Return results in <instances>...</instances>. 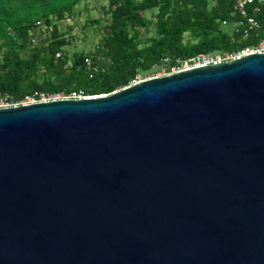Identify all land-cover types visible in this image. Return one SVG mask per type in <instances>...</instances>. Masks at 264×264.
Masks as SVG:
<instances>
[{
    "label": "water",
    "instance_id": "water-1",
    "mask_svg": "<svg viewBox=\"0 0 264 264\" xmlns=\"http://www.w3.org/2000/svg\"><path fill=\"white\" fill-rule=\"evenodd\" d=\"M0 264H264V52L0 108Z\"/></svg>",
    "mask_w": 264,
    "mask_h": 264
},
{
    "label": "trees",
    "instance_id": "trees-1",
    "mask_svg": "<svg viewBox=\"0 0 264 264\" xmlns=\"http://www.w3.org/2000/svg\"><path fill=\"white\" fill-rule=\"evenodd\" d=\"M82 1L0 0V90L16 99L36 91L110 94L164 57L173 64L178 57L232 53L264 39V3L248 6V14L261 28L245 37L241 28H234L240 18L235 0H108L110 20L99 45L93 52L75 54L69 66L64 49L71 42L59 31L57 21L71 15ZM41 26L50 32L35 43ZM151 30L155 35L144 40L142 32ZM187 33L189 40H185Z\"/></svg>",
    "mask_w": 264,
    "mask_h": 264
},
{
    "label": "built area",
    "instance_id": "built-area-1",
    "mask_svg": "<svg viewBox=\"0 0 264 264\" xmlns=\"http://www.w3.org/2000/svg\"><path fill=\"white\" fill-rule=\"evenodd\" d=\"M257 3L258 6H261L264 3V0H235L234 10L240 16L238 21L234 24V28L243 30L244 36L252 31H257L261 28L260 22L253 16L248 14V6ZM260 7H257L259 10ZM224 24H227V21H224ZM264 52V39H261L257 44L246 46L236 52L232 53H222L219 51L216 52H207L199 53L192 55L187 58L178 57L175 62L172 64V60L169 57H164L162 61L155 65V68H162L166 70L163 75H168L183 70L196 68L199 66H206L211 64H220L225 61H230L238 58H242L251 53ZM87 63L91 64V60L87 59ZM138 80H133L129 85L137 83ZM89 97L85 95L83 91H72L69 93L65 92H40L36 91L33 94L27 95L23 99H16L11 93L0 90V108L12 107L18 105H25L36 102H48L52 100L67 99V98H85Z\"/></svg>",
    "mask_w": 264,
    "mask_h": 264
},
{
    "label": "rangeland",
    "instance_id": "rangeland-1",
    "mask_svg": "<svg viewBox=\"0 0 264 264\" xmlns=\"http://www.w3.org/2000/svg\"><path fill=\"white\" fill-rule=\"evenodd\" d=\"M108 0H83L74 9L67 18L57 21L59 31L70 40V44L65 46V54L68 58V65L71 66L74 55L78 53H88L94 51L99 45L104 34L105 26L110 20V14L106 13ZM148 16H152V11L148 12ZM101 18L100 24H90L91 21ZM143 30V29H142ZM46 27L41 26L37 29L35 43H41L43 38L48 35ZM155 35V31L142 32L141 36L145 40ZM190 39V34L185 35V40ZM26 51H23L25 54ZM2 54H0V58ZM44 69H41V72ZM164 67L151 68L149 70H141L137 76V80H145L163 75ZM120 90V89H119Z\"/></svg>",
    "mask_w": 264,
    "mask_h": 264
}]
</instances>
